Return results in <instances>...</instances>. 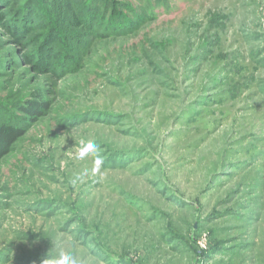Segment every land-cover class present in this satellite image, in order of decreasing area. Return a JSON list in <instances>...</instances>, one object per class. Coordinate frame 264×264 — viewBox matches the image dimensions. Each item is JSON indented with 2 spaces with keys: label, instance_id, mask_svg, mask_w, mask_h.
<instances>
[{
  "label": "rangeland",
  "instance_id": "obj_1",
  "mask_svg": "<svg viewBox=\"0 0 264 264\" xmlns=\"http://www.w3.org/2000/svg\"><path fill=\"white\" fill-rule=\"evenodd\" d=\"M61 251L264 264V0H0V264Z\"/></svg>",
  "mask_w": 264,
  "mask_h": 264
},
{
  "label": "clouds",
  "instance_id": "obj_2",
  "mask_svg": "<svg viewBox=\"0 0 264 264\" xmlns=\"http://www.w3.org/2000/svg\"><path fill=\"white\" fill-rule=\"evenodd\" d=\"M96 148L94 142L89 141L81 150L78 152L79 158H84L90 151ZM99 164V161H97ZM55 264H76L75 257L70 252L61 251L55 260Z\"/></svg>",
  "mask_w": 264,
  "mask_h": 264
}]
</instances>
